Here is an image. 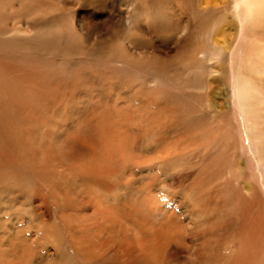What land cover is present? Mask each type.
Segmentation results:
<instances>
[{"label":"bare ground","instance_id":"obj_1","mask_svg":"<svg viewBox=\"0 0 264 264\" xmlns=\"http://www.w3.org/2000/svg\"><path fill=\"white\" fill-rule=\"evenodd\" d=\"M197 1L0 0V264H104L113 260L114 264H178L181 259H186V264H264L263 215H257L249 199L238 198L237 214L229 222L231 238L240 239L232 258L231 254L220 256L225 249L223 239H218L222 214L208 220L213 225L201 231L203 235L196 243L191 241L196 248L188 249L189 257L180 258L179 248H186L190 239L183 233L182 218H162L163 212L158 209L145 225L143 219L137 221L142 205L138 196L134 208L121 209L129 203L130 187L122 166L118 174L113 171L118 157L125 155V146H115L113 138L105 132L98 135L91 128L90 146L69 144L65 136L80 134L85 126L83 119L77 123L72 118L58 128L48 124L47 117L37 111L52 115L68 104L70 113L76 116L77 107L87 106L97 88L101 90L97 92V103L104 111L108 109V93L117 99L120 94L129 95L145 109L148 105L152 108V102L160 106L166 102L165 96L149 88L157 78L165 80L162 70H177L168 66L177 68L178 62L185 64L181 68L187 74H192V82H187L192 83L194 94L190 92L185 97L205 94L203 88L211 87L215 73L224 74V66L233 55L222 49L219 38L212 37L219 36L216 33L224 26L233 32L228 35L230 47L238 36L249 39L260 79L253 83L252 78L242 77L248 75L245 68L237 70L236 76L253 84L254 89L261 83L260 94L264 95V0H238L242 3L239 25L229 17L224 1L211 0L204 7ZM182 10L187 16H200L198 22L192 19V33L185 26L177 27ZM164 17H170L172 23L168 21L166 25L165 20H160ZM168 27L179 34L174 44L176 52L161 56L160 47H151L152 39L162 31L168 33ZM213 59L220 63L216 69L204 63ZM115 70L118 74L112 75ZM175 77L169 76L168 82L175 85ZM135 83L138 89L133 87ZM160 109L162 115L167 113L165 107ZM123 123L132 126L129 116L123 118ZM25 143L33 146L30 153H38L39 160L33 155L32 162L27 161ZM69 147L75 149L74 156L70 157ZM38 180L51 193L45 201L46 210L32 192ZM199 188L190 189L199 192L194 197L191 193L184 195L188 197L187 208H180L181 214L189 217L188 205L194 203L200 216L192 213L188 218L192 221L204 216L206 209L217 207L206 200L204 188ZM241 217L242 227L235 221ZM107 234L120 238L116 249L106 244Z\"/></svg>","mask_w":264,"mask_h":264},{"label":"rangeland","instance_id":"obj_2","mask_svg":"<svg viewBox=\"0 0 264 264\" xmlns=\"http://www.w3.org/2000/svg\"><path fill=\"white\" fill-rule=\"evenodd\" d=\"M208 1L211 0H198L196 3L202 4L204 7L207 4L210 5ZM219 1H224V5H228L229 17L233 21L238 22L239 25L242 19V15L239 13V10H242V3L238 2V0ZM223 7H226V5ZM184 12L185 10L180 11L182 19L177 27L181 29L185 26L192 33L194 30V24H191L192 19L198 22L200 21V16L196 17L194 14L187 16L186 12ZM160 20H165L167 22L166 25L169 22L170 24L172 23L170 17H164ZM160 24L163 25V23ZM168 28V33H171L170 35L165 33V30L161 32L162 36L159 34L160 36L157 35V38L152 39L151 47L156 49L160 47L161 56L167 52L172 56L176 52L174 44L179 34H175L170 27ZM232 33L231 31H227V27L224 26L216 33L219 36H212L215 40L219 38L217 42L219 40L223 42L221 44L222 49L229 50L233 55L229 56L226 66L223 65L224 74L215 73V76H213L215 77L213 80H215L211 83V87L209 89L207 87L203 88L206 92L205 94L195 95L192 99L185 97L193 93L191 91L194 90L192 83H189L190 81L192 82V74H187L181 68L185 64L178 62L177 68L172 64L168 66V68L177 70H171V72L169 69L162 70L161 75L165 80L160 81L157 78L149 88L151 92L157 90L165 96L166 102H161L160 106L157 105L158 107L152 102L153 107L150 108L148 105L145 109L139 101L135 102V99H132L129 95L121 96L120 94L119 99H117L118 97L114 96L113 98L111 93H108L110 95L108 96L109 99L105 100V103H108V109L104 111L102 110V104L97 103V92L101 91L97 88L96 96L92 94L93 98L87 102V106L79 105L77 107L76 111L78 110V114L76 116L70 113L71 110L68 104L65 109L61 108L55 114L47 116L42 114L43 110H37L42 116L47 117L46 122L48 124L55 125L58 128L62 127L63 123L71 121L72 118L77 123L83 119L85 126L80 131V134H67L65 136L68 138H66V141L69 144L70 142H75V146L80 147V144L82 146H90L91 143L89 141L92 142V138L90 137L93 136L89 134V129L91 128L92 130L95 129L98 135H102L101 133L105 132L108 138H113L115 146H125V155L124 157L123 155L118 157L113 171V174H118L119 167L122 166L125 169L124 177L126 183L130 187L131 196L128 201L129 203L122 206L121 209L125 207L128 209L134 208L135 204L139 202V200L135 199L138 196L141 197L142 205L139 209L141 218L137 219V221L143 219L146 225L151 216L157 215L158 209L163 212L162 218L170 216L182 218L183 229L185 230H183V233L184 235L189 234L190 239L186 244V248H179L177 253L181 256L180 258L189 257L188 249L194 246L196 248L193 242L196 243L198 238L203 235L201 233L213 225L214 222L211 224L208 220L211 221L212 218L214 219L215 216H219L220 214L222 216L219 218L221 219L219 225H222V229L218 239H223L225 249L223 255L218 254L222 257H227L228 254H231L232 258L233 251L240 246V239L236 237L234 239L231 238L232 226L229 222L234 219L232 216L237 214V201L241 196H244L253 203V206L256 207L254 208L257 215L258 212L262 213L264 222V95L261 96L260 94L261 83L256 86V90L252 86L253 84L244 83V78L241 80L240 76H236L237 70L245 68L248 75H242V77H250L254 83L255 80L260 79L258 77L260 71L256 69V53L253 50L250 51L251 45L249 39L246 36H238L230 47L229 43L232 41L231 39L228 41V35H232ZM137 36L140 37L139 35ZM249 51L250 54H247L246 59L241 63L240 60ZM207 62L204 63L209 68L216 69L217 66H220V63L214 61V59ZM34 69L38 68L34 67ZM115 73L118 74L117 70L112 75ZM171 75H176L175 85L168 82V77ZM35 77L41 79V76ZM132 79H134L132 81L134 83L136 77L132 76ZM136 83L133 87L138 89L139 86ZM249 93L251 96L248 98ZM178 96L181 97L179 98ZM160 107L166 108L167 113L165 112V115H162L160 112L162 111ZM128 116L130 122H132L131 127L129 125L126 127V124L123 123V118ZM194 122H196L197 126ZM32 147V145L30 146V144L25 143L24 148L28 162H32L34 159V154L30 153ZM69 148L70 157L71 155L74 156L75 149ZM37 154L35 153L34 156H36V160H39L40 158H37ZM24 169L27 170L26 166H24ZM37 182L32 187V192L42 202L43 210H46L45 201L49 200L51 193L48 192L45 183L42 185L39 180ZM196 187L204 188L203 194L206 200L215 203L217 207L215 210L205 208L209 214L206 212L204 216L201 215V218L198 217L202 220L194 218L195 220L192 221L188 219L191 215L196 214L200 216V210L195 207L194 203L188 205L190 210L187 215L189 217L183 216L180 208H187L185 199L188 197L184 196L185 194L191 193L193 197L194 194H199L198 191L190 192V189ZM168 191H171V193ZM203 194H201L200 199ZM162 202H165L166 205ZM102 208L106 209L107 207L103 206ZM86 213L89 214L90 211ZM242 217H244V213ZM242 217L239 220H235L241 227L244 226ZM185 220L186 222H184ZM118 221L120 224H123L121 219L118 218ZM217 221H215L216 224H218ZM63 230L66 232L64 227ZM261 238L262 236L259 235V239ZM119 240L120 238L113 239L110 234H107L106 244H113V248L116 249V243ZM195 256L197 255L194 252L193 258ZM190 258L192 259V257ZM193 261L197 262L194 259ZM178 262V264H186L188 261L181 259ZM108 263L114 264L116 261H108L104 264Z\"/></svg>","mask_w":264,"mask_h":264}]
</instances>
